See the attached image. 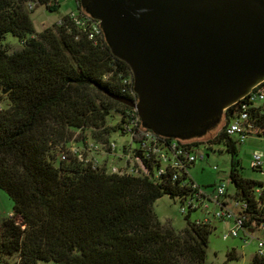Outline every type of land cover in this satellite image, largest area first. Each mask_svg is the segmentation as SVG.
Listing matches in <instances>:
<instances>
[{
	"label": "trees",
	"instance_id": "1",
	"mask_svg": "<svg viewBox=\"0 0 264 264\" xmlns=\"http://www.w3.org/2000/svg\"><path fill=\"white\" fill-rule=\"evenodd\" d=\"M51 1L0 0V189L13 202L11 216L0 225V264H207L212 223H192L190 211L187 227L178 232L154 213L160 198L181 200L190 191L180 185L186 176L174 180L168 169L153 180L60 160L78 132L82 141L90 134L103 144L127 136L134 107L114 97L135 103L122 92V80L131 77L134 83V77L104 32L92 40L90 27L80 28L69 15L37 32L35 10L28 6L58 12L61 4ZM76 10L81 18L94 19L80 0ZM8 35L20 49L6 43ZM247 101L223 116L229 122L248 105V123L264 137V106ZM224 130L208 145L223 144L230 154L233 197L247 205L239 214L244 227L253 229L264 222V192L256 193L263 183L242 175L238 142ZM168 139L194 149L203 144ZM236 259L235 250L228 253V260ZM250 264H264V256L256 254Z\"/></svg>",
	"mask_w": 264,
	"mask_h": 264
},
{
	"label": "water",
	"instance_id": "2",
	"mask_svg": "<svg viewBox=\"0 0 264 264\" xmlns=\"http://www.w3.org/2000/svg\"><path fill=\"white\" fill-rule=\"evenodd\" d=\"M134 77L145 128L202 135L264 81V0H80Z\"/></svg>",
	"mask_w": 264,
	"mask_h": 264
},
{
	"label": "built area",
	"instance_id": "3",
	"mask_svg": "<svg viewBox=\"0 0 264 264\" xmlns=\"http://www.w3.org/2000/svg\"><path fill=\"white\" fill-rule=\"evenodd\" d=\"M68 1L70 0H52L50 5L60 3L62 6V2ZM74 2L77 6V0H74ZM36 7V3H30L28 6L30 11L35 10ZM66 15H69L70 19L80 28L87 29L89 26L90 39L96 41L102 37L101 23L98 20L81 18L76 9L71 10ZM56 23L60 24L61 19ZM122 85L123 94L128 95L133 98L135 103H138V95L133 90L134 83L132 78L127 77L122 80ZM245 100H248L247 103L256 105L264 102V81L256 85L248 95L231 107ZM247 110L248 105H243L241 112L236 113L225 125L224 131L226 135L233 139L236 138L237 140H235L238 143H244L247 136L255 134L254 129L248 123ZM129 116L128 134L123 137L126 141L121 146L112 142V140L109 144L99 143L94 140H91V142H88L87 139L85 141L81 140L80 147L71 146L72 143H70L67 149L61 152L60 160L69 162L73 158L83 164H91L94 169L105 168L110 174L149 177L153 180H159L166 174L168 169L175 172L174 180H180L183 176H186L185 180H180V185L188 187L190 191L181 198V213L184 215H187L190 211L192 213L198 211L206 213L208 217L197 221V224L201 222L213 224L212 219L227 223L229 227L224 235L225 240L230 237H240L245 243L256 240L258 241L257 255L260 257L264 256V222L259 226L253 227V229H246L244 227V217L239 214V210L246 209L247 205H242L234 199L233 204L236 211L231 210L229 201L226 200L228 191L223 181L216 185L211 193L198 186L195 182L191 183L189 181L191 177L189 166L204 160L205 156L196 153L194 148L181 146L177 141L169 142L168 138L145 128L136 108ZM100 153L112 156V167L111 165L100 164ZM262 157L261 153L254 154L252 169L264 174ZM145 160L150 163L151 167L147 166ZM116 162L120 163V165H115ZM262 183L263 187L256 189L258 195L264 192V181Z\"/></svg>",
	"mask_w": 264,
	"mask_h": 264
},
{
	"label": "rangeland",
	"instance_id": "4",
	"mask_svg": "<svg viewBox=\"0 0 264 264\" xmlns=\"http://www.w3.org/2000/svg\"><path fill=\"white\" fill-rule=\"evenodd\" d=\"M74 0L62 2V6L58 12H49L45 7H37L31 14L35 29L37 32H43L46 29L52 28L53 25L59 21L64 15L68 14L71 10L76 9ZM6 43L10 44L13 50L20 49L19 41L12 35H8ZM1 95V90H0ZM264 106V102L260 103ZM3 106H7V102H3ZM226 118L222 116L220 121L210 127L204 135L192 139L193 142L203 143L196 147V153L204 155L205 159L196 163L189 171L193 181L204 188L207 192H213L214 187L219 185L222 181L226 184L228 191L229 208L234 209V193L235 187L229 179L231 170V156L227 153L223 144L208 145L209 141L223 130L226 125ZM214 129V130H212ZM88 142H91L92 136L86 135ZM236 139V138H235ZM237 140V139H236ZM126 140L120 135L113 136L112 142L121 146ZM71 146L80 147L81 135L76 133L71 142ZM83 147V146H82ZM239 159L242 165V175L246 178L255 179L257 181H264V174L256 172L252 169V160L255 153H261L263 172H264V137H259L256 134H251L245 138L244 143H238ZM112 156L99 154L100 164L113 166ZM117 160L116 157H114ZM114 160V161H115ZM236 160V159H235ZM115 165H120L116 162ZM182 202L180 199H171L169 196H164L156 201L154 204V213L162 224H169L176 231L180 232L187 227L186 215L181 213ZM13 212V202L8 194L0 189V225L7 219ZM208 215L204 212H193L190 217L192 223L199 220L206 219ZM19 222V221H18ZM215 230L209 237L207 249V264H250L253 257L258 251V241L253 240L245 243L240 237L225 240L224 235L229 227L227 223L219 220L212 219ZM235 250L238 256L236 260H228V253ZM40 264H56L54 262H43Z\"/></svg>",
	"mask_w": 264,
	"mask_h": 264
}]
</instances>
